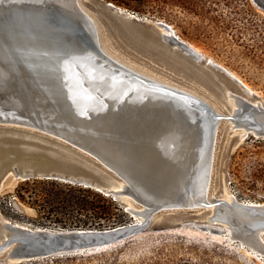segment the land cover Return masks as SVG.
<instances>
[{"label":"water","instance_id":"1","mask_svg":"<svg viewBox=\"0 0 264 264\" xmlns=\"http://www.w3.org/2000/svg\"><path fill=\"white\" fill-rule=\"evenodd\" d=\"M58 1L0 0V49L4 47L2 44H9L10 39L24 30L26 19H33L41 26H53L67 47L71 50L77 49L87 59L106 66L111 76L120 81L146 85L163 91L170 98L174 97L176 104L185 108L187 113L183 111L192 119L195 117L201 120L202 114L212 117L209 121L212 129L215 128L216 120L218 122L222 118L227 119L226 116L218 115L195 93L163 86L157 82V77L152 78L150 74L114 55L104 46L97 21L83 8L82 4H87L86 0H70L71 8ZM253 2L264 11V0ZM98 10L109 24L113 35L134 52L151 56L161 65L175 70L182 66L191 71L193 63L203 61L202 55L187 43L176 36L170 37L161 33L157 26L169 28L162 23L151 28L150 31L154 33L151 35L141 27L147 21L139 19L133 13L131 15L112 4H101ZM31 35L29 39L36 41ZM46 43L44 46L51 48ZM217 68L225 71L221 67ZM225 73L232 77L228 72ZM232 79L249 94V90L237 78ZM241 101L243 108L256 110L252 108V104ZM29 107L30 102L22 100L15 90L0 86V185L11 179L60 181L109 194L106 196L116 202L124 196L132 198L142 209L125 208L135 222L105 229H49L9 220L5 224L0 222V264H22L56 256L100 252L145 232L156 231L151 229L153 216L163 210L217 208L222 203V200L198 201L194 205L186 203L185 200H189L192 190L190 178L185 183L186 190H163L157 185L172 184L174 187L180 179V176L174 175L172 166L183 148V130L181 119L169 107H151L144 104L119 112L114 126L119 130L125 149L120 144H117L118 147L112 145V148L121 154V157L118 154L120 159L88 147L60 128L51 124L46 126L47 122L29 116ZM259 110L257 111L264 115V109ZM241 120L246 123V138L252 134L255 138L264 139V126L257 121L256 115L247 113ZM234 122L236 126L237 120ZM195 123L198 126L197 120ZM108 140L112 142L110 138ZM119 181L125 182L123 189L115 190L110 187L111 183ZM145 194L147 197L144 198ZM172 195L185 201L182 206L173 209L164 203L163 199ZM233 205L245 215L257 218L244 222L225 210H220L209 221L215 223L233 218L247 228L251 226L256 230H264V207L236 200ZM135 217H141L144 221L138 223ZM169 222L172 223V220ZM178 223L180 221L176 224Z\"/></svg>","mask_w":264,"mask_h":264},{"label":"rangeland","instance_id":"2","mask_svg":"<svg viewBox=\"0 0 264 264\" xmlns=\"http://www.w3.org/2000/svg\"><path fill=\"white\" fill-rule=\"evenodd\" d=\"M86 2L82 6L97 21L104 46L124 62L195 93L222 116L230 114L232 99H226L228 92L249 104L259 101L264 106V11L253 0ZM101 4H112L143 20L149 19L150 22L141 27L151 35L154 34L151 28L164 22L162 24L171 26L181 40L199 51L204 56L203 61L193 63L191 71L182 66L175 70L161 65L151 56L125 47L100 15L98 6ZM217 67L240 79L254 94L244 93L232 77ZM232 121L222 118L217 122L207 200H217V197L228 200L230 195H234L241 203H264V139L251 134L238 141L240 132L230 130ZM71 186L74 189L83 187L51 180H8L0 187V217L18 224L49 229L97 226V220L91 219V213L78 212L76 207L69 206L72 195L82 196L74 193ZM91 190L120 208L114 210L116 215L111 224L124 225L133 221L125 211L127 205L142 209L132 198L124 196L116 202L95 189ZM85 195L89 201L97 199ZM13 198L15 201L10 205ZM176 213L181 214L183 220L172 225L170 217ZM216 213L215 207L163 210L153 216L151 229L156 231L145 232L123 244L93 254L56 256L22 264H264L263 260L252 256L251 247L234 238L247 228L233 218L210 222L207 217ZM178 229L185 230L174 232ZM248 229L256 232L251 226Z\"/></svg>","mask_w":264,"mask_h":264},{"label":"bare ground","instance_id":"3","mask_svg":"<svg viewBox=\"0 0 264 264\" xmlns=\"http://www.w3.org/2000/svg\"><path fill=\"white\" fill-rule=\"evenodd\" d=\"M59 1L64 6L68 5L70 7L71 5L70 0ZM120 10L127 11L123 8H120ZM129 13L132 15V12ZM135 16L142 19L138 15ZM146 21L150 22L149 19ZM39 24L33 19H26L24 30L18 36L10 39L9 44H2L4 47L0 49V86L15 90L22 100L30 102L29 116L47 122H44L46 126L51 124L53 127L62 129L71 138L87 144L88 147L99 149L98 151L101 153L104 152L113 158L120 159L118 157L119 152L112 148L115 145L118 147L117 144H120L125 149L119 130L114 126V120L119 112L128 107L144 104L151 107H169L181 119L180 125L183 130V148L174 160L175 165L172 166L174 175L180 176V179L176 181L174 187H172V184L165 185L153 182L162 187L163 190H180V188L186 190L185 183L190 178L192 190L190 191L189 200H185L186 203L194 205L198 201H215L216 199L207 200V194L212 172L217 120L215 128L212 129L209 122L210 119H213L212 117L202 114L201 120L195 117L192 119L186 114L187 110L185 108L176 104L174 97L170 98L163 91H158L146 85L120 81L111 76L112 74L106 66L87 59L81 53L79 54L77 49L71 50V48L67 47L55 32L56 30H54L53 26H41ZM157 27L161 33L170 37L176 36L181 40L171 26L169 27L170 29L165 28V26ZM30 35L36 41L33 42L29 39ZM46 42L50 44L51 48L44 46V44H47ZM197 52L200 54L199 51ZM231 76L235 77L232 74ZM156 79L163 86L190 92L183 87H177L178 85L173 83ZM238 80L249 90V94H247L242 89L244 93L247 95L254 94L247 85L240 79ZM226 99H232V102L230 103V114L224 116L230 121L232 119L234 121L237 120L236 126L234 121L231 122L230 130L240 127L238 128L240 129L238 130L240 132L238 141L246 139V123L241 120V117H246L247 113L256 115L257 121L263 123L262 125L264 126V115L259 113V108L264 109V106L259 101L250 103L254 106L252 108L256 109L253 110L247 107L243 108L242 101L231 92L226 94ZM196 120L198 126L195 123ZM119 155L121 157V154ZM6 181L8 180H5L0 187ZM124 186V181L110 184V187L115 190L123 189ZM145 197H147L146 194L144 195ZM218 200H222V203L217 208L215 207L217 212L224 209L244 222L257 218L245 215L241 210L234 207L233 202L235 200L238 201L234 195H230L228 200L217 197ZM163 201L173 209H175L174 207L182 206L185 202L175 195L166 196ZM243 203L264 207V203L251 201ZM125 208L133 207L127 205ZM180 215L178 213L171 214L170 220H172V224L183 220ZM211 217L208 216L207 219L210 220ZM135 220L138 223L144 221L141 217H135ZM7 221V219L0 217V222L3 224ZM246 230L243 234L234 238L240 239L241 244L251 247V254L264 262V238L262 237L264 230H256L254 233L248 228ZM240 247L243 248L242 246Z\"/></svg>","mask_w":264,"mask_h":264},{"label":"trees","instance_id":"4","mask_svg":"<svg viewBox=\"0 0 264 264\" xmlns=\"http://www.w3.org/2000/svg\"><path fill=\"white\" fill-rule=\"evenodd\" d=\"M71 188L74 189L73 186H71ZM74 193H79L82 196L72 195V199L68 201L69 206L76 207L78 212H89L92 215L91 219L97 220V222H96L97 226H88L87 227V224H86L84 227L95 228V229H105V228H109V227L119 226V224H117V223L111 224V219L115 218V215H116L114 213V210L120 209L115 204V202H112L111 200L106 199L104 196H102L99 193L94 192L90 188L78 187V188L74 189ZM85 194H88V196H92V197L97 198L96 201H92V200L89 201V199H86ZM107 221H110V222H108L109 224L105 225L104 223ZM120 224L122 225V223H120ZM184 230L185 229H178L174 232H182ZM120 244H123V243H120ZM104 250H107V249H104ZM104 250H102V251H104ZM93 253H98V252H92L90 254H93ZM67 259H72V258H67Z\"/></svg>","mask_w":264,"mask_h":264},{"label":"built area","instance_id":"5","mask_svg":"<svg viewBox=\"0 0 264 264\" xmlns=\"http://www.w3.org/2000/svg\"><path fill=\"white\" fill-rule=\"evenodd\" d=\"M14 201H15V198H13V200H11L10 205H11V203L14 202Z\"/></svg>","mask_w":264,"mask_h":264}]
</instances>
